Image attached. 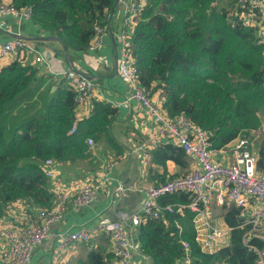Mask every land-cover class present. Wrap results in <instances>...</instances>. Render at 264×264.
<instances>
[{
    "label": "trees",
    "instance_id": "obj_1",
    "mask_svg": "<svg viewBox=\"0 0 264 264\" xmlns=\"http://www.w3.org/2000/svg\"><path fill=\"white\" fill-rule=\"evenodd\" d=\"M146 1L131 44L140 81L151 96L160 91L169 115L185 112L209 133L215 148L227 147L245 130L264 129V44L256 42L254 29L230 20L225 7L214 5L222 0ZM115 2L13 0L12 5L30 7L32 21L60 37L71 58L89 50L95 27L109 24ZM37 76V66L17 60L0 68V218L17 201L27 202L23 204L31 215L34 208L52 206L55 195L40 166L43 161L89 157L88 138L109 147L116 159L124 152L114 133L118 107L95 100L91 114L79 119L75 91L63 81L34 88ZM259 145L263 167L264 133ZM151 156L156 164L173 160L189 171L187 154L174 143L163 142ZM189 201L182 192L162 199L164 205ZM221 212L230 237L213 252L197 242L189 209L143 222L137 232L140 249L153 264H175L186 241L192 264H258V255L244 242L251 226L240 218L241 208L225 205ZM251 244L262 243L254 239ZM112 257L102 247L82 264H111Z\"/></svg>",
    "mask_w": 264,
    "mask_h": 264
},
{
    "label": "built area",
    "instance_id": "obj_2",
    "mask_svg": "<svg viewBox=\"0 0 264 264\" xmlns=\"http://www.w3.org/2000/svg\"><path fill=\"white\" fill-rule=\"evenodd\" d=\"M145 0H125L122 22L117 32L112 33L109 24L97 25L96 35L89 50L102 45L108 34L115 36L119 51L117 58V74L129 88L124 100L114 103L107 97L103 100L111 102L115 107L132 110L139 108L154 123V145L159 142H171L180 146L187 154L191 167L189 171L175 177H169L158 185L144 189V200L134 212H124L116 219L101 223L98 229L108 233L114 245V257L111 264H133L135 255L148 258L142 253L137 238L140 225L148 218L159 219L167 213L183 212L189 209L194 213L196 240L202 250L213 252L229 241L231 228L220 227L213 216L214 203L222 206L241 208L240 218L251 226L244 237V242L258 255V264H264V165L259 166V150L255 148L254 139L261 136L264 129L245 130L235 139L231 147L233 161H225V148H215L209 140V133L185 112L175 116L169 115L163 104H159L151 96L140 81L136 59L132 54L131 39L143 10ZM124 3V0H119ZM220 2L216 1L218 7ZM228 10V17L234 23L254 29L256 42L264 44V0H235ZM221 9V8H220ZM12 16L21 20H32V9L28 6L16 8L12 3H0V29H7L5 17ZM6 58L19 61L24 65H50L42 48L28 40L20 33L0 43V61ZM50 81H63L69 89L75 91L77 103L76 115L80 119L79 109L92 111L94 101L102 95L100 86L91 79L84 70L74 63L65 70L50 69ZM99 97V98H98ZM102 100V101H103ZM114 104H113V103ZM75 131V125L72 132ZM91 151L96 147L92 138L87 139ZM146 159L151 157L145 143L136 145ZM111 158L104 166V175L112 172L116 163ZM46 177L52 184L51 191L55 198L50 208H34V214L27 207L13 203L8 213L0 222V264H30L35 250L50 235L52 226L59 222L71 202L75 206L92 205L99 196L100 180L95 177L75 178L59 186L57 182L61 162L47 159L41 163ZM119 191L125 188L121 184ZM186 193L190 197L188 204L171 203L164 205L162 199L174 193ZM13 217V218H11ZM7 218H10L7 221ZM91 230L85 226L69 230L58 235L56 248L61 250L77 242H87L92 238ZM258 239L261 246L251 244ZM184 255L175 264H192L191 245L182 241Z\"/></svg>",
    "mask_w": 264,
    "mask_h": 264
},
{
    "label": "crops",
    "instance_id": "obj_3",
    "mask_svg": "<svg viewBox=\"0 0 264 264\" xmlns=\"http://www.w3.org/2000/svg\"><path fill=\"white\" fill-rule=\"evenodd\" d=\"M12 1L3 0L6 3H12ZM124 4L125 0L124 3H118L112 20L110 21L108 18L112 33L117 32L121 25ZM4 19L5 28L7 29H0V43L20 33L28 40L39 43L40 45H36L42 48L45 53L51 68L46 64L37 66L38 76L34 80V88L37 85L44 88L56 83L49 79L52 74L50 69L65 70L70 64L74 63L87 72L89 77L100 86L99 90L102 95H100V98L98 97V100L107 97L117 103L124 100L126 94H128V86L116 74L115 63L119 46L115 36L111 33L104 37L100 47L72 53L73 58H70L68 56L69 51L66 55L62 42L58 41L51 31L35 24L32 20L19 21L12 16H7ZM11 62L12 60L9 58L1 60L0 68ZM152 97L159 104L164 103L160 91L154 93ZM118 108L119 117L114 124V133L124 148L123 154L116 159L113 156L114 151L103 144L96 143V147L90 152L89 157L75 162H61L57 178L60 187L75 178L85 179L93 176L100 180L99 196L90 206L77 207L70 202L63 218L52 226L50 235L35 250L30 264H82L87 260L92 250L102 247H106L107 252L114 257L113 241L108 233L101 232L98 229L99 225L105 221L116 219L124 212L136 211L144 200V189L146 187L158 185L169 177H175L186 172L173 160L167 161L166 166L156 164L153 162L152 156L146 159L139 150L135 149L136 145L145 143L147 150L151 153L163 142H159L157 145L152 143L155 138V125L145 112H142L139 108H133L132 110L123 107ZM79 111L83 113L80 119L87 118L92 112L91 109L85 112L81 108ZM234 143L235 140L225 148L226 152L223 156L225 161H233L231 147ZM111 158L115 159L116 165L112 172L106 176L104 175V166ZM189 165L190 169V160ZM121 184L125 188L124 191L118 190ZM23 202L27 204L25 201H18L17 203L27 207ZM221 206L217 202L214 203L213 216L220 227L227 228L228 225L222 215ZM9 220L10 218H7V221ZM2 221H5V219L0 218V222ZM82 226L93 233L89 241L77 242L61 250L56 248L60 233ZM133 264H153V262L150 257L144 259L137 254L134 257Z\"/></svg>",
    "mask_w": 264,
    "mask_h": 264
},
{
    "label": "rangeland",
    "instance_id": "obj_4",
    "mask_svg": "<svg viewBox=\"0 0 264 264\" xmlns=\"http://www.w3.org/2000/svg\"><path fill=\"white\" fill-rule=\"evenodd\" d=\"M136 1H137V0H136ZM234 3H235V0H222V2H220V4L218 5V9L223 8V7H225V6H230V5L234 4ZM142 4H143V5L147 4V1H146V0L143 1ZM141 15H142V14H141ZM36 44H37V45H40L39 43H36ZM262 135H263V134H262ZM262 135H261V136H258V137H257V135H256V137H255V139H254L256 150H257V149H258V150L260 149L259 142H260V140L262 139Z\"/></svg>",
    "mask_w": 264,
    "mask_h": 264
},
{
    "label": "water",
    "instance_id": "obj_5",
    "mask_svg": "<svg viewBox=\"0 0 264 264\" xmlns=\"http://www.w3.org/2000/svg\"><path fill=\"white\" fill-rule=\"evenodd\" d=\"M118 3H119V0H116L114 6L112 7V9H111V11H110V16H109L110 21L112 20V18H113V16H114V12H115V9H116ZM56 39H57L58 41H61V42H62L63 47H64L65 54L67 55V53H68V47L66 46V44L61 40L60 37H56ZM117 58H118V56H116V63H115V67H116V68H117ZM117 73H118V72H117V70H116V74H117ZM85 75L89 76V75L86 74V73H85Z\"/></svg>",
    "mask_w": 264,
    "mask_h": 264
}]
</instances>
